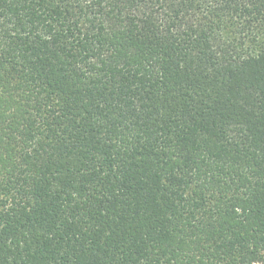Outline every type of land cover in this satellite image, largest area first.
<instances>
[{
	"label": "trees",
	"instance_id": "trees-1",
	"mask_svg": "<svg viewBox=\"0 0 264 264\" xmlns=\"http://www.w3.org/2000/svg\"><path fill=\"white\" fill-rule=\"evenodd\" d=\"M0 264H264V0H0Z\"/></svg>",
	"mask_w": 264,
	"mask_h": 264
}]
</instances>
